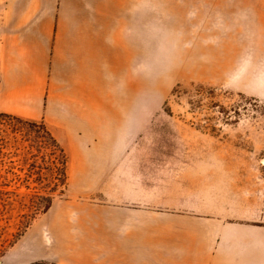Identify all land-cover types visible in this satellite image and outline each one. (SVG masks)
<instances>
[{"label": "rangeland", "instance_id": "obj_1", "mask_svg": "<svg viewBox=\"0 0 264 264\" xmlns=\"http://www.w3.org/2000/svg\"><path fill=\"white\" fill-rule=\"evenodd\" d=\"M21 1L0 0V113L16 117H0L15 129L0 133V264H59L29 254L27 239L38 230L51 239L49 208L87 200L217 218L237 261L264 264V0H110L65 12L99 18L109 49L92 48V69L103 70L88 73L93 88L71 90L50 112L47 93L28 103L12 85L26 57L2 25L23 16ZM62 107L104 113L94 122L125 146L90 193L71 184L66 164L62 174L60 151L31 125L45 126L67 162L54 132Z\"/></svg>", "mask_w": 264, "mask_h": 264}, {"label": "crops", "instance_id": "obj_2", "mask_svg": "<svg viewBox=\"0 0 264 264\" xmlns=\"http://www.w3.org/2000/svg\"><path fill=\"white\" fill-rule=\"evenodd\" d=\"M109 1H21L23 16L13 21L5 19V37L11 38L17 54L26 57L21 76L15 71L18 80L12 83L22 90L23 101L39 104L47 93L50 112L56 109V102L72 96L71 90L79 89L80 94L93 88L91 78L97 73L102 77L103 70L98 68L95 73L92 69V48L106 54L108 28L99 18L64 13H78L72 9L90 6L108 8ZM68 23L85 25L80 30H64ZM51 48L53 53L49 55ZM30 49L37 63L29 61ZM63 110L61 122L54 129L60 138L53 134L66 152L65 172L72 185L86 186V193H90L110 174L125 146L108 138L105 124L94 122L106 118L104 113ZM43 221L51 239L43 240L39 230L34 231V237L27 239L29 254L59 264H250L230 254L229 228L219 219L199 213L87 200L51 207Z\"/></svg>", "mask_w": 264, "mask_h": 264}, {"label": "trees", "instance_id": "obj_3", "mask_svg": "<svg viewBox=\"0 0 264 264\" xmlns=\"http://www.w3.org/2000/svg\"><path fill=\"white\" fill-rule=\"evenodd\" d=\"M0 117H8V118H13V119L16 118V117H13L11 115H5L3 113H0ZM24 122L29 124V122H27V121H24ZM31 125L34 128L40 129L41 130L40 133L49 138V140H50V143L48 144L49 146L52 145L54 148H57L60 151V155H61L60 163H61V167H62V174L65 175L64 174V167L66 164L65 155H64L63 150L61 149V147L57 143V141L52 137V135L49 133V131L45 128V126L42 123H40V124L32 123ZM13 130H15V129L12 125H10V124L4 125L0 120V133H8L9 131L14 132ZM0 150H1V148H0Z\"/></svg>", "mask_w": 264, "mask_h": 264}]
</instances>
